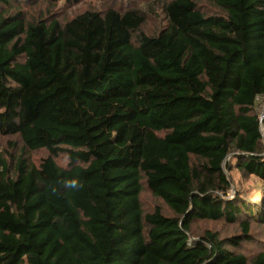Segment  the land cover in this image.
<instances>
[{
  "label": "trees",
  "instance_id": "16d2710c",
  "mask_svg": "<svg viewBox=\"0 0 264 264\" xmlns=\"http://www.w3.org/2000/svg\"><path fill=\"white\" fill-rule=\"evenodd\" d=\"M59 1L0 0V264H264V0Z\"/></svg>",
  "mask_w": 264,
  "mask_h": 264
},
{
  "label": "rangeland",
  "instance_id": "374dc122",
  "mask_svg": "<svg viewBox=\"0 0 264 264\" xmlns=\"http://www.w3.org/2000/svg\"><path fill=\"white\" fill-rule=\"evenodd\" d=\"M20 1H24V0H20ZM25 5L22 7L26 12L30 11V12H35L38 7L36 6V9H34V6H31V2H33L34 0H25ZM151 0H81L78 4L75 5H66V3L64 2V0H60L59 4L57 6V11L63 16V17H69L72 14L77 13L80 10H84L85 8H91L94 7L96 10H102L105 7H107V5H111V6H115L118 8H124L127 7L128 5H139V6H144L145 9L148 8L149 4H155L154 2H149ZM149 2V3H147ZM18 4V2H16ZM199 3L202 4V6H204V10L206 12H209L210 7H212L208 2H206L205 0H199ZM160 7L157 6L156 7V21L158 24L163 25L164 24V18H163V14L162 11L159 10ZM155 27V23L152 20H150L148 22V28L145 27L144 29L146 31H148L150 28ZM263 143H264V139H263ZM236 178L238 179V174H235ZM245 186H240V187H235L234 191L241 190L243 196L250 202V203H258L255 202L256 201H260V199L262 198V195L264 194V185L261 181H259L258 178L256 177H251L248 181L245 182ZM229 194H234V192L229 193ZM254 212L255 214H257V206H253Z\"/></svg>",
  "mask_w": 264,
  "mask_h": 264
},
{
  "label": "built area",
  "instance_id": "2783aa9c",
  "mask_svg": "<svg viewBox=\"0 0 264 264\" xmlns=\"http://www.w3.org/2000/svg\"><path fill=\"white\" fill-rule=\"evenodd\" d=\"M258 123H259V132L264 138V104L260 105L258 112ZM232 193V192H230ZM232 197V194H229V198Z\"/></svg>",
  "mask_w": 264,
  "mask_h": 264
},
{
  "label": "clouds",
  "instance_id": "9594fccd",
  "mask_svg": "<svg viewBox=\"0 0 264 264\" xmlns=\"http://www.w3.org/2000/svg\"><path fill=\"white\" fill-rule=\"evenodd\" d=\"M67 186L70 187V188H75V187H77V181L76 180H72V181H70L68 183Z\"/></svg>",
  "mask_w": 264,
  "mask_h": 264
},
{
  "label": "water",
  "instance_id": "95a60500",
  "mask_svg": "<svg viewBox=\"0 0 264 264\" xmlns=\"http://www.w3.org/2000/svg\"><path fill=\"white\" fill-rule=\"evenodd\" d=\"M264 185V184H263Z\"/></svg>",
  "mask_w": 264,
  "mask_h": 264
}]
</instances>
